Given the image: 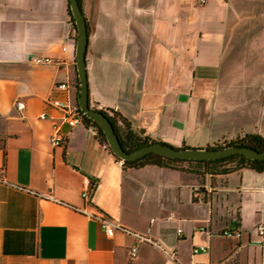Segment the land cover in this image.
Masks as SVG:
<instances>
[{
	"label": "crops",
	"instance_id": "1",
	"mask_svg": "<svg viewBox=\"0 0 264 264\" xmlns=\"http://www.w3.org/2000/svg\"><path fill=\"white\" fill-rule=\"evenodd\" d=\"M80 2L91 106L174 147L240 130L264 138V0ZM75 39L68 0H0V177L25 188L0 181V264H264V171L124 168L90 127L61 122L49 99L75 79ZM82 209L165 251L121 230L107 236Z\"/></svg>",
	"mask_w": 264,
	"mask_h": 264
},
{
	"label": "trees",
	"instance_id": "2",
	"mask_svg": "<svg viewBox=\"0 0 264 264\" xmlns=\"http://www.w3.org/2000/svg\"><path fill=\"white\" fill-rule=\"evenodd\" d=\"M81 6V2L79 0ZM68 14L71 20V26L73 30H76L74 20L71 15V10L68 1ZM75 84L77 87V77L75 74ZM77 107L78 103H77ZM103 111L109 120L112 122L115 132L117 133L119 140L126 151H133L139 147L147 145L153 142H161L144 134L142 130H135L131 124L119 115L117 112L112 110H101ZM83 124L90 127L96 134L98 140L105 144L108 148L106 137L100 128V126L94 120L83 115ZM237 145V146H248L259 151L264 150V138L256 133H245L242 137L236 138L225 143L223 146ZM220 145L208 146V148H219L223 147ZM110 149V148H109ZM114 155V154H113ZM115 156V155H114ZM120 160L117 156H115ZM124 168H139L145 165H157L160 167H167L172 169L185 170L194 172L196 174H209V175H220L227 174L236 171L241 168H250L255 171H264V159H250L242 154H232L226 157L217 159H181L167 157L158 153L150 152L142 157L134 160L122 161Z\"/></svg>",
	"mask_w": 264,
	"mask_h": 264
},
{
	"label": "water",
	"instance_id": "3",
	"mask_svg": "<svg viewBox=\"0 0 264 264\" xmlns=\"http://www.w3.org/2000/svg\"><path fill=\"white\" fill-rule=\"evenodd\" d=\"M71 15L76 27L75 39V70L77 77V103L85 116L97 122L102 129L107 144L112 153L121 161L134 160L147 153L154 152L167 157L181 159H217L232 154H242L250 159H264V150H257L248 146L228 145L219 148L208 147H174L167 143L153 142L133 151H126L115 132L112 122L107 115L90 105L88 78L86 70V51L88 44V29L86 19L79 4V0H68Z\"/></svg>",
	"mask_w": 264,
	"mask_h": 264
},
{
	"label": "built area",
	"instance_id": "4",
	"mask_svg": "<svg viewBox=\"0 0 264 264\" xmlns=\"http://www.w3.org/2000/svg\"><path fill=\"white\" fill-rule=\"evenodd\" d=\"M196 1L199 4H204L207 0H196ZM30 61L34 64L54 62V60L51 59L50 57L38 56V55H32L30 57ZM53 92H54V96L49 99V103L53 107L61 111L62 113L60 116L61 122H65L71 127L76 126L78 124H82L84 114L77 107V87L75 84V79L70 76H66L64 79L58 81L54 85ZM24 106L25 105L23 101L21 100H17L15 103V107L19 112L22 111ZM47 116L48 115L44 112L39 114V117L41 118H45ZM64 139H65V134L63 135V133L61 132L60 124H55L53 128V132L50 136L51 144L53 146H58L63 142ZM0 181L3 183H7L10 186L15 187L17 189H21V190L25 189L15 183H9L3 177H0ZM91 187H92V181L88 177H84L82 181L81 196L84 199V201L88 203H89ZM31 192L39 196H45L46 198H51V199L53 198L51 195H42L41 193H37L35 191H31ZM81 211L89 215L91 218L97 219L107 236L111 237L116 230H121L135 237L138 242H147V243L155 244L158 247H160L163 251H165V249L162 248L160 244H158L155 240H153L147 234L133 231L121 225L120 223L113 221L112 219H110L109 217H107L101 212H98V211L88 212L85 209H82ZM170 218L171 216L167 217V219H170ZM256 229L260 235L264 234L263 225H258ZM177 232L178 233L181 232V229L178 228ZM222 234L228 237L239 236L238 232H235L232 230H224ZM194 251H197V249L195 248ZM136 253H137V246L133 245L132 247H130V250H129V259L132 260L136 256ZM170 255L174 257L173 252H171ZM184 264H191V263H184Z\"/></svg>",
	"mask_w": 264,
	"mask_h": 264
},
{
	"label": "rangeland",
	"instance_id": "5",
	"mask_svg": "<svg viewBox=\"0 0 264 264\" xmlns=\"http://www.w3.org/2000/svg\"><path fill=\"white\" fill-rule=\"evenodd\" d=\"M245 133H243V130H240L239 132H237L236 134H234L233 136L231 137H222L220 138L219 140L213 142L210 146H213V145H220V146H223L225 143L231 141V140H235L236 138H240L244 135Z\"/></svg>",
	"mask_w": 264,
	"mask_h": 264
}]
</instances>
